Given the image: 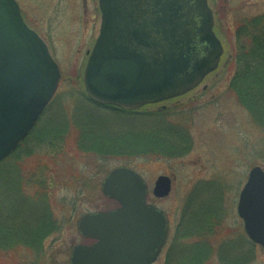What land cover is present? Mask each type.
<instances>
[{
    "label": "rangeland",
    "instance_id": "obj_1",
    "mask_svg": "<svg viewBox=\"0 0 264 264\" xmlns=\"http://www.w3.org/2000/svg\"><path fill=\"white\" fill-rule=\"evenodd\" d=\"M15 1L27 26L46 44L59 67L61 80L55 99L32 134L14 155L0 163V221L9 217L12 222L16 214L21 219L18 224L26 226L31 219L43 215L38 208L46 207L49 197V209L58 231L44 240L41 250L17 247L8 253L0 252V264H31L36 259L43 262L48 259V264H69L72 246L89 244L77 233L79 219L89 213L117 208L115 202L102 195L101 185L108 173L118 168L138 175L148 189L147 203L167 217L170 226L167 248H176L169 264H177L185 248L191 247V241L181 237L186 233L187 218L183 220V216L189 221L193 213L200 214L215 200L221 226L212 239V251H221L223 244L234 243L233 247H225V251L235 253L237 261L246 254L248 259L242 264H264V250L248 241L236 213L239 194L250 170L259 167L264 172V129L253 123L229 89L239 47L236 30L243 19L264 14V0H207L214 16L215 34L224 50L218 70L193 92L144 107L131 117L98 110L86 101L82 80L87 53L99 30L97 0ZM75 110L96 121L107 137L117 132L142 135L153 132L168 147L174 143L177 148L174 153L164 152L155 157L103 159L79 152L72 132L65 135L67 138L58 139L54 149L34 139L48 121L78 119L72 113ZM182 152L185 154L178 156ZM162 155L178 157L168 159ZM15 172L21 184L13 190L10 180H14L11 177ZM161 176L170 178L171 193L164 199H155L152 190ZM222 258L211 255L205 264H223Z\"/></svg>",
    "mask_w": 264,
    "mask_h": 264
},
{
    "label": "water",
    "instance_id": "obj_2",
    "mask_svg": "<svg viewBox=\"0 0 264 264\" xmlns=\"http://www.w3.org/2000/svg\"><path fill=\"white\" fill-rule=\"evenodd\" d=\"M99 36L83 72L84 90L100 104L139 110L188 94L214 73L223 55L207 0H99ZM61 79L39 36L14 0H0V162L28 136ZM119 208L90 213L77 231L93 246H75L70 264H153L167 237L162 211L146 204L144 181L118 168L101 185ZM171 180L152 191L164 199ZM237 216L247 238L264 249V172L251 169L239 194Z\"/></svg>",
    "mask_w": 264,
    "mask_h": 264
},
{
    "label": "trees",
    "instance_id": "obj_3",
    "mask_svg": "<svg viewBox=\"0 0 264 264\" xmlns=\"http://www.w3.org/2000/svg\"><path fill=\"white\" fill-rule=\"evenodd\" d=\"M235 36L239 47L234 57L236 71L230 81L229 89L236 97L239 105L247 111L253 123L264 129V14L256 18L243 19L236 30ZM240 41L242 44H240ZM86 101L93 104L98 110L113 112L121 116L131 117L137 114V112L123 111L95 103L87 97ZM77 111H72V113L78 119L67 121L60 118L56 122L48 121L34 139L41 145L54 149L56 142H59L58 139L67 138L65 135L69 136L72 132L79 152L83 154L91 153L103 159L123 156L126 158L155 157L164 152L167 154L174 153L177 148L174 143L169 144L170 147H168V143L164 139H158L153 132L143 133L144 135L135 132H117L107 137L102 127L96 125V121L85 118ZM173 139L183 141V138L181 140L179 138ZM184 154L185 152H182L178 156ZM178 156L162 155V157L168 159ZM16 173L18 172H15L14 176L11 177L14 180H10V188L12 186L13 190H16L21 184H19L21 182L19 178L16 179ZM50 188L51 183L49 181L48 194L50 193ZM8 193L10 192L8 191ZM49 203L48 197L47 206H39L38 208L41 209L40 214L43 215L31 219L26 226L18 224L21 219L17 218L16 214H14L12 219L13 223L9 217H6L5 220L2 219V222L0 221V252L8 253L17 247L40 250L44 240L58 231L56 222L52 218L49 209ZM185 214L188 216V211ZM193 214L189 221H187L188 217L183 216V220L187 218L186 221L184 220L186 233L181 237L183 240L185 238L189 239L191 247L185 248L188 251V255L185 256L184 254L179 257L177 264H205L211 254L215 252L212 251L214 247L212 239L217 235L218 228L221 226L218 215V201L215 200L213 205L203 208L200 214ZM233 244L227 245L225 243L221 251L219 250L223 257V264H242L248 259V256L244 254L240 255V260L238 259L237 261L235 253L229 250L225 251V247H233Z\"/></svg>",
    "mask_w": 264,
    "mask_h": 264
},
{
    "label": "flooded vegetation",
    "instance_id": "obj_4",
    "mask_svg": "<svg viewBox=\"0 0 264 264\" xmlns=\"http://www.w3.org/2000/svg\"><path fill=\"white\" fill-rule=\"evenodd\" d=\"M83 3H84V1H83ZM96 12H98V14H99V20H100V11H99V8H98V0H97V8H96ZM203 90L205 91L206 88L204 87ZM168 222H169V221H168ZM169 232H170V226H169ZM169 232H168V235H167V240H166V242H165V245H164V247L162 248L159 257H158V259L156 260V262H155L154 264H169L170 260H171L172 258H174L173 255H174V250H175L176 248L173 247V249H172L173 252H172V250L170 249L171 247H168V248H167V246H169V242H168V239H169ZM88 241H89V244H87L86 246H91V245L95 244L94 241H90V240H88ZM170 245H174V243H170ZM41 248H42V246H41ZM41 248H40V250H41ZM40 252H41V251H39V253H40ZM184 254H185V256H187V255H188V251L184 250ZM47 261H48V259H47L46 261H44V262H43L42 259H40V260L36 259V260H34V262L31 263V264H48Z\"/></svg>",
    "mask_w": 264,
    "mask_h": 264
}]
</instances>
